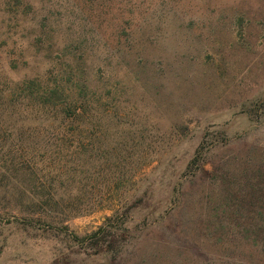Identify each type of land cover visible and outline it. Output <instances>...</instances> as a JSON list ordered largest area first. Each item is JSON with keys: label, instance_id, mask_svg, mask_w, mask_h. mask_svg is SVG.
Here are the masks:
<instances>
[{"label": "rangeland", "instance_id": "obj_1", "mask_svg": "<svg viewBox=\"0 0 264 264\" xmlns=\"http://www.w3.org/2000/svg\"><path fill=\"white\" fill-rule=\"evenodd\" d=\"M5 1L0 83L61 80L87 110L19 96L0 151H33V175L0 155V264H264L207 231V177H264V0ZM100 228L111 247L89 245Z\"/></svg>", "mask_w": 264, "mask_h": 264}, {"label": "trees", "instance_id": "obj_2", "mask_svg": "<svg viewBox=\"0 0 264 264\" xmlns=\"http://www.w3.org/2000/svg\"><path fill=\"white\" fill-rule=\"evenodd\" d=\"M30 5L31 3L28 0H6L2 12L15 16L20 12L24 13L27 11L26 8L30 9ZM124 23L128 25L129 21L125 20ZM39 32L40 35H47V31ZM54 58H51L50 54L46 57L48 62H51L50 60ZM46 83L43 84V79L39 75L36 78L21 81L19 85L16 84L10 88L7 84L0 83V137L5 138V135L8 136V132L14 127L15 122L12 120V117L15 113H21L17 100L22 94L27 98L37 99L39 95L37 97L36 95L40 92L41 99L39 100L42 107L54 110L63 117L79 116L87 110V103L80 99V92H69L62 85L61 80L53 85ZM0 155L1 157H10L12 173L15 174V177H32L33 151L26 153L22 148L19 149V146H15L7 153L0 151ZM196 178L199 180L204 179V177ZM207 178L214 183H218L222 196L220 202L213 208L214 213L212 217H214L217 225L207 229L209 231L208 234L210 235L213 232L214 234L225 233L232 237L237 235L243 239H250L253 243L258 244V246L260 243L264 245V201L262 200L264 198V177H241L236 180L232 177ZM210 198L208 205L212 203ZM43 204L44 201L39 202V205ZM240 221L241 224L239 223ZM106 236L107 232L103 228H100L98 233L94 232L92 236L85 239L89 240V245L96 246V244L99 245L101 243L106 244L109 248L112 245L107 244L108 238ZM217 242L219 240H215V243ZM204 255L205 258L198 256L196 264H211L214 261L207 253Z\"/></svg>", "mask_w": 264, "mask_h": 264}]
</instances>
